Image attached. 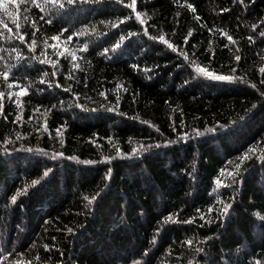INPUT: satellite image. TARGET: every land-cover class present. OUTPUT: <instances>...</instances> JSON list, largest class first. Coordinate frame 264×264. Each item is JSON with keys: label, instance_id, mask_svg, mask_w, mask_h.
<instances>
[{"label": "trees", "instance_id": "trees-1", "mask_svg": "<svg viewBox=\"0 0 264 264\" xmlns=\"http://www.w3.org/2000/svg\"><path fill=\"white\" fill-rule=\"evenodd\" d=\"M0 264H264V0H0Z\"/></svg>", "mask_w": 264, "mask_h": 264}, {"label": "snow or ice", "instance_id": "snow-or-ice-1", "mask_svg": "<svg viewBox=\"0 0 264 264\" xmlns=\"http://www.w3.org/2000/svg\"><path fill=\"white\" fill-rule=\"evenodd\" d=\"M70 2H71V0H70ZM134 3H135V0H133V4ZM161 39H163V37H161ZM229 39H231V37H229ZM237 59H239V57H237ZM198 71H202V72H204L205 75H208V76L212 77L213 79H217V80H230L231 79V77L213 76V74L208 72L206 69H198ZM5 78L7 79V77H5Z\"/></svg>", "mask_w": 264, "mask_h": 264}]
</instances>
